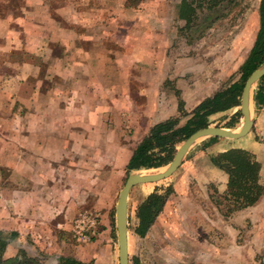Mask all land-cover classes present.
I'll return each instance as SVG.
<instances>
[{
	"label": "crops",
	"instance_id": "0c3cea01",
	"mask_svg": "<svg viewBox=\"0 0 264 264\" xmlns=\"http://www.w3.org/2000/svg\"><path fill=\"white\" fill-rule=\"evenodd\" d=\"M129 2L0 0V232L8 239L5 258L23 252L42 264H58L62 257L78 264H118L113 209L136 141L130 140L132 135L140 128L144 135L158 122L153 119L163 111L160 98L167 77L175 79L184 108L193 109L202 100L196 98L202 88L195 81L201 65L195 59H202L201 43H211L214 37L204 34L192 44L183 42V50H194V57L186 60L165 55L177 28L169 18L181 20L179 1L174 2L173 11L168 0H138L132 6ZM254 20L258 28V7ZM242 21L241 28L246 29ZM254 38L249 43L231 39L232 46L244 47L236 54L239 67ZM207 61L215 72V64L222 59L214 54ZM226 66L231 70L224 71V77L234 71ZM209 76L215 80L214 74ZM208 89L217 90L215 81L207 84ZM177 101L171 104L173 113L178 111ZM251 117L253 125L244 136L218 137L205 147L221 141L212 147L211 166L190 172L197 184L171 185L173 191L143 237L133 231L135 213V225L128 227L135 237L215 252V246L205 241L209 234L203 232L204 224L215 221L200 212L188 217L177 211L185 206L182 199L213 181L220 193L215 192L210 202L220 206L228 175L210 157L230 148L249 151L260 164L263 193L255 204L240 210L261 207L264 104L254 107ZM88 211L99 213L97 231L89 241L78 242L72 228L80 214ZM188 224L196 227H191L194 231L187 232ZM129 249L128 236V255Z\"/></svg>",
	"mask_w": 264,
	"mask_h": 264
},
{
	"label": "rangeland",
	"instance_id": "374dc122",
	"mask_svg": "<svg viewBox=\"0 0 264 264\" xmlns=\"http://www.w3.org/2000/svg\"><path fill=\"white\" fill-rule=\"evenodd\" d=\"M133 1L135 4H137V0ZM168 1L170 3V10L172 9L173 11V7L176 4L174 2L177 0ZM259 1L260 0H236V3H233L228 9V14L224 18H221L215 22V25L213 26L214 29L208 33H203V35L206 34L208 37L209 35L214 37V40L208 44L206 42L201 43L200 48L203 52L201 55L202 59H195L197 63L201 64L199 67H197L199 71L194 74L196 77L195 81L202 88L201 94L196 96V98L201 97L203 99L208 94L211 95L213 93L214 88L206 90L207 84H209L211 80L212 82L215 81V87L218 90L239 78V63L237 62L239 57H237L236 54L240 53L241 48L244 47L237 45L232 46L231 39H241V42L247 43L250 41L252 42V38L255 36L258 29L255 28L254 14L259 5ZM241 18L247 23L246 29L241 28L243 25ZM239 19L241 21H239ZM169 20L170 22H174L173 25H177V28L172 32L171 37H173L171 39H173V42L166 51L165 55H176L177 57H181V59H185V57L189 56L194 57L193 49L186 48L183 50V47L181 48V46L183 42L192 44L193 42L189 43V41H187V37L192 38L193 36H196L198 31L190 33L189 29L182 28L185 24L183 20L176 21L173 18H169ZM214 54L218 60L220 58L222 59L221 62L215 64V72L209 70L211 68L213 70V67H210L211 63L207 61V57ZM231 58H233L234 62L230 61ZM227 64L232 66L234 71L231 75L224 77V71H227V69L231 70L229 66H226ZM184 65L186 67V64ZM185 72L187 71L185 70L182 73L185 74ZM209 73L211 75L214 74L212 77H214L215 80L213 78H209ZM191 75L189 74L186 77L189 78ZM162 91L165 92V94H161L162 98H160L164 105L163 111L159 112V114L155 116L153 120L159 122L169 117H178L179 124H183L192 111V108L191 106H185L186 109L184 108V112L186 115L180 114L179 111H176L175 113L171 111L170 107L173 101L176 102L178 98H182L179 90H177L175 87V79H168L167 77L163 81ZM187 97L190 98L191 95ZM254 107V104L251 103V112H254ZM238 109L239 106L228 111L219 112L212 115L210 117L209 125L230 128L237 131L242 124V115L239 118V121L233 126H229L228 121ZM128 129H130V127ZM149 129L145 134L148 133ZM141 130L143 129L140 128L137 130L138 132H136V135H132L134 139L133 137H129L131 138L130 140H136L134 142L133 148L135 147L136 143L145 135H141ZM209 138L211 137L198 139L191 146L183 161L186 162L183 163V165L171 177L156 183H142L136 185V187L132 189L128 198L127 212L129 228L134 226L136 222L134 209L137 202H139L141 198L144 197L148 192L154 190L155 188H157L159 192H162L163 188L176 182H179V184L183 185L184 187H188L190 184H197V178H190V172H192L195 167L201 169L202 171L208 166H211L208 157L211 155L212 147L221 142L218 141L212 146L205 148L206 145L204 144ZM181 143L182 141L177 145V148ZM164 167L165 166L155 168L152 171H162L164 170ZM141 171L149 170L142 169ZM127 176L128 175L126 174V170L124 168L120 189L122 188ZM199 178H201V176ZM217 179L220 181V176H218ZM215 183V181L207 183L206 189H203V191L200 188L192 191L189 195V198L182 199L183 203H185V206L181 208L179 212L177 211V214H184L188 217L196 216L200 212V214L203 216H208L213 221H215L214 224L211 223L212 225L204 224L203 226V232H207L209 234L208 238H205V241L207 244L210 243L215 246V252L207 250L203 247L196 248L193 245L187 247L182 245L179 247V244L172 243V241L171 243L167 242L164 237H162V239L166 241V244L164 243L165 241L162 243L161 241L153 239H151V243L146 241L143 242L142 240H139L137 237H135V234L131 229H128L130 243V264L133 262L134 257H138L140 264H210L209 262L211 261L213 262L212 264H264V202L259 208H250L249 210L246 209L243 211L238 209L228 212L230 209L227 208V201H220L219 207H217L214 202V204L210 202L211 195H214L215 197L217 192L220 193L217 190ZM223 193H225V191L222 192V194ZM197 204L200 205L202 212L199 210L200 208L197 206ZM113 215L115 216V207L113 209ZM241 215H244L247 220L244 219V221H241ZM191 227L193 228L195 226L193 224L192 226H189V224L187 225V232L194 231L191 229ZM114 230L116 232L115 221ZM193 239L194 235H192L191 241H193Z\"/></svg>",
	"mask_w": 264,
	"mask_h": 264
},
{
	"label": "trees",
	"instance_id": "16d2710c",
	"mask_svg": "<svg viewBox=\"0 0 264 264\" xmlns=\"http://www.w3.org/2000/svg\"><path fill=\"white\" fill-rule=\"evenodd\" d=\"M178 1V17L185 23L182 28L189 29L190 33L198 31L196 36L187 37L189 43L199 39L212 23L224 18L228 14V9L236 3V0ZM134 4L133 0L129 2L131 6ZM258 15V29L253 44L239 67V78L203 98L192 109L183 124H179L178 117H169L152 125L148 133L133 148L125 166L127 175L134 170L165 166L172 160L177 145L197 129L208 126L212 115L240 105L245 80L264 61V0L259 1ZM253 103L255 108L264 104V75L258 80L254 89ZM177 106L180 114L186 115L181 98L178 99ZM240 117L241 113L238 109L228 121L229 126L235 125ZM217 139L218 137H211L204 145L207 146ZM210 160L228 175L227 189L222 199L228 203L227 208L230 209L228 212L251 206L259 200L263 193V187L259 183L260 164L252 153L240 148H230L212 155ZM162 190L159 192L155 188L137 205L135 210L137 223L133 227L137 235L145 236L156 215L161 211L166 198L173 191L171 185ZM211 197L213 199L214 195ZM7 243L8 239L0 232V264H42L37 258L27 256L23 252H19L14 257L5 258L3 253ZM58 264L78 263L73 259L62 257ZM131 264H140L138 257H134Z\"/></svg>",
	"mask_w": 264,
	"mask_h": 264
},
{
	"label": "water",
	"instance_id": "95a60500",
	"mask_svg": "<svg viewBox=\"0 0 264 264\" xmlns=\"http://www.w3.org/2000/svg\"><path fill=\"white\" fill-rule=\"evenodd\" d=\"M264 75V61L256 67L247 77L244 82L243 89L240 96L239 110L242 115V124L239 129L232 130L230 128L211 126L197 129L190 136H188L179 147L172 160L165 165L164 170L157 172L143 173L140 170H134L128 174L122 188L119 191L118 198L115 205V226L116 238L118 244V264H129L128 255V196L130 189L136 184L141 183H156L168 178L177 167L182 163L186 153L191 146L198 140L207 137H221L228 139H237L249 132L253 125L251 117V102L254 89L256 88L258 80ZM163 167V166H162Z\"/></svg>",
	"mask_w": 264,
	"mask_h": 264
},
{
	"label": "built area",
	"instance_id": "2783aa9c",
	"mask_svg": "<svg viewBox=\"0 0 264 264\" xmlns=\"http://www.w3.org/2000/svg\"><path fill=\"white\" fill-rule=\"evenodd\" d=\"M99 213L96 211L83 212L75 221L72 228L73 237L78 242H87L97 231Z\"/></svg>",
	"mask_w": 264,
	"mask_h": 264
},
{
	"label": "bare ground",
	"instance_id": "6f19581e",
	"mask_svg": "<svg viewBox=\"0 0 264 264\" xmlns=\"http://www.w3.org/2000/svg\"><path fill=\"white\" fill-rule=\"evenodd\" d=\"M155 168H151V169H143V170H149V171H142L143 173H148V172H154V171H152V170H154ZM155 171H158V170H155Z\"/></svg>",
	"mask_w": 264,
	"mask_h": 264
}]
</instances>
